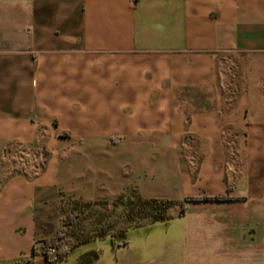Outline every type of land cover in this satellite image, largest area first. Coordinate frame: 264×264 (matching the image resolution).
Listing matches in <instances>:
<instances>
[{"label":"crops","instance_id":"0c3cea01","mask_svg":"<svg viewBox=\"0 0 264 264\" xmlns=\"http://www.w3.org/2000/svg\"><path fill=\"white\" fill-rule=\"evenodd\" d=\"M59 196L172 202L118 230L179 225L146 264H264V0H0V264Z\"/></svg>","mask_w":264,"mask_h":264},{"label":"rangeland","instance_id":"374dc122","mask_svg":"<svg viewBox=\"0 0 264 264\" xmlns=\"http://www.w3.org/2000/svg\"><path fill=\"white\" fill-rule=\"evenodd\" d=\"M222 71L225 72V69L223 68ZM44 154L40 147L13 148L11 154H8V158L11 159L7 163L14 167L19 160L38 170L44 161ZM148 209V206L137 201L136 198H132L130 202L123 200L95 205L83 204L72 197L62 196H59L57 205L50 197L45 198L44 203H38L35 209V221L41 228L37 237L42 240L60 237L63 244L71 248L67 260L60 264H72L77 262L81 255L93 251L97 253L98 258L92 264H146L147 258L159 255L156 252L163 248L161 244L167 242L166 235L178 233L179 225L172 221L168 224H155L149 228L128 230L127 249L119 251L111 250L108 238L96 240L92 238L104 234L113 235L132 223L146 222ZM72 214L77 218L68 225L66 218ZM168 239L170 243V237ZM41 242L40 240L37 242V253L31 257L28 264H46L39 255ZM170 250L173 255L178 251V247L171 244ZM170 264H178L176 256H172Z\"/></svg>","mask_w":264,"mask_h":264},{"label":"trees","instance_id":"16d2710c","mask_svg":"<svg viewBox=\"0 0 264 264\" xmlns=\"http://www.w3.org/2000/svg\"><path fill=\"white\" fill-rule=\"evenodd\" d=\"M142 204L148 206L146 218L152 222H159L164 220L165 211L171 207L173 204L169 201H141ZM230 200L228 196H220L213 198H186L184 201H227ZM182 207L180 206V213H182ZM77 216L72 214L67 216L66 224H71ZM116 240V241H115ZM118 241V242H117ZM110 246L124 247L126 245V237L124 231H118L109 238ZM69 254V249L63 244L60 237H54L52 239L43 240L40 247V257L42 261L46 264H60L67 260ZM97 259V253L88 252L81 255L76 264H91Z\"/></svg>","mask_w":264,"mask_h":264}]
</instances>
